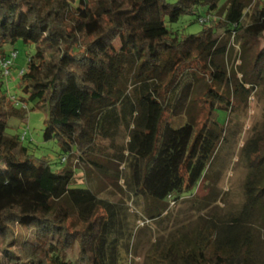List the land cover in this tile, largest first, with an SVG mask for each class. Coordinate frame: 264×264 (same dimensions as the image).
Segmentation results:
<instances>
[{
  "label": "trees",
  "instance_id": "trees-1",
  "mask_svg": "<svg viewBox=\"0 0 264 264\" xmlns=\"http://www.w3.org/2000/svg\"><path fill=\"white\" fill-rule=\"evenodd\" d=\"M180 16L190 19L180 23ZM194 24L200 29L187 32ZM229 39L255 47L251 81L245 87L241 79L232 92L243 98L259 86L264 92V0H0V62L12 53L16 58L18 42L33 48L19 72L22 95L0 91V264H129L140 221L159 219L179 194L211 181L227 135L218 112L229 118L236 104L208 85L203 100L211 101L201 125L173 120L186 109L193 73L220 85L231 81L216 61ZM141 84L145 91L135 88ZM130 94L134 117L125 150L111 155L125 199L102 197L88 184L72 186L75 171L66 160L74 154L83 166L106 172L94 157L100 123ZM28 107L45 113L42 137L56 142L62 167L28 153L10 132ZM253 136L241 150L248 163L241 209L212 226L215 241L227 249L240 248L249 236L255 209L264 213V144ZM58 207L72 211L83 228H70ZM242 258L240 264H258L248 254ZM231 262L222 254L183 261Z\"/></svg>",
  "mask_w": 264,
  "mask_h": 264
},
{
  "label": "rangeland",
  "instance_id": "rangeland-1",
  "mask_svg": "<svg viewBox=\"0 0 264 264\" xmlns=\"http://www.w3.org/2000/svg\"><path fill=\"white\" fill-rule=\"evenodd\" d=\"M175 2L177 0H165ZM249 5L257 0H245ZM261 3V2H260ZM202 9H200V12ZM178 22H186L190 16H180ZM174 19V20H176ZM141 16L132 19L134 28L139 26ZM178 24V23H177ZM200 24L187 28V32H196ZM228 51L216 59L230 75L231 81L220 85L209 80L207 74H192V89L184 113L173 120L177 125L185 119H194L197 126L207 117L211 98H204V92L209 85L212 89L223 92L236 104L228 118L225 112L219 111L218 118L227 121V135L216 152L211 167V184L207 180L191 192L179 194L175 204H168L165 215L157 220H142L132 237V250L129 264H184L186 256L203 254L211 258L222 254L231 258V264H240L242 256L252 257L258 264H264V213L255 209L250 217L254 225H247L249 236L242 246L236 249L221 247L215 241L213 224H219L224 218L237 215L243 202L242 182L247 174L245 157L242 148L253 136H260L264 144V92L261 87L255 89L246 98L236 95L232 89L241 79L245 83L251 81L248 76L250 60L254 56L255 47L245 43L242 39L226 40ZM17 56L4 68L0 62L1 92L9 97L19 98L22 95L17 86L19 72L26 65L28 54L33 51L30 46H23L21 42L15 45ZM8 51H12L10 47ZM8 73H4V71ZM246 73L242 78V73ZM141 91L147 89L146 84L137 85ZM133 91V90H132ZM133 95H127L114 109L106 113L100 123V133L96 142L95 160L105 166L106 172H101L88 166H83L76 160L74 154L68 164L74 168L75 178L72 186H86L88 184L96 193L116 201L125 199L123 185L113 172L120 168L112 158V153L125 150L128 133L134 117ZM21 104V102H20ZM21 106V105H19ZM30 106V105H29ZM45 113L40 109L27 108L23 120L18 122L17 129L10 132L19 135L23 145L29 148L28 153L36 157H47L52 167H62V155L54 140L45 141L42 137ZM253 136V137H254ZM259 150V149H257ZM260 151V150H259ZM256 155L251 149L250 159ZM88 167V168H87ZM264 176V161L261 164ZM212 185V186H209ZM198 189V190H197ZM197 190V192H196ZM195 196L191 198L193 193ZM170 205V206H169ZM60 215H64L70 228H83V223L72 212L58 207ZM249 223V222H248ZM127 236V235H126ZM0 241V246H1ZM239 245V242H238ZM245 250H247L245 252Z\"/></svg>",
  "mask_w": 264,
  "mask_h": 264
},
{
  "label": "built area",
  "instance_id": "built-area-1",
  "mask_svg": "<svg viewBox=\"0 0 264 264\" xmlns=\"http://www.w3.org/2000/svg\"><path fill=\"white\" fill-rule=\"evenodd\" d=\"M15 58V53L13 54H11V57H10V60H7V61H5V62H2L1 64H2V66L4 67V68H8V66H9V64L12 62V59H14ZM4 73H8V71L6 70V71H4ZM172 205V204H171Z\"/></svg>",
  "mask_w": 264,
  "mask_h": 264
}]
</instances>
